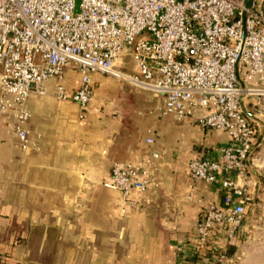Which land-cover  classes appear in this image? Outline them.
<instances>
[{
  "label": "built area",
  "instance_id": "obj_1",
  "mask_svg": "<svg viewBox=\"0 0 264 264\" xmlns=\"http://www.w3.org/2000/svg\"><path fill=\"white\" fill-rule=\"evenodd\" d=\"M68 67L79 75L72 90L62 84ZM94 73L160 96L162 114L226 135L215 158L188 162L189 176L216 186L221 200L194 221L184 264L231 263L254 198L249 157L264 133V0H0V117L11 118L22 150L38 149L28 98L48 94L55 79L51 94L84 108ZM157 158L154 150L112 165L106 183L123 210L157 185Z\"/></svg>",
  "mask_w": 264,
  "mask_h": 264
},
{
  "label": "crops",
  "instance_id": "obj_2",
  "mask_svg": "<svg viewBox=\"0 0 264 264\" xmlns=\"http://www.w3.org/2000/svg\"><path fill=\"white\" fill-rule=\"evenodd\" d=\"M123 66L133 69L129 57ZM92 80L84 108L57 100L55 79L48 94L28 98L36 150H22L11 118L0 117V264H184L194 221L206 204L220 203L216 186L189 176L188 162L215 158L224 133L162 114L160 96L108 75ZM78 83L77 71L66 68L62 84L72 90ZM154 150L157 185L123 210L106 183L112 165L139 162ZM249 165L254 198L229 264H264V133Z\"/></svg>",
  "mask_w": 264,
  "mask_h": 264
},
{
  "label": "trees",
  "instance_id": "obj_3",
  "mask_svg": "<svg viewBox=\"0 0 264 264\" xmlns=\"http://www.w3.org/2000/svg\"><path fill=\"white\" fill-rule=\"evenodd\" d=\"M233 253H234V248L230 246L228 248V255L231 256Z\"/></svg>",
  "mask_w": 264,
  "mask_h": 264
},
{
  "label": "rangeland",
  "instance_id": "obj_4",
  "mask_svg": "<svg viewBox=\"0 0 264 264\" xmlns=\"http://www.w3.org/2000/svg\"><path fill=\"white\" fill-rule=\"evenodd\" d=\"M251 0H246V4H249Z\"/></svg>",
  "mask_w": 264,
  "mask_h": 264
}]
</instances>
